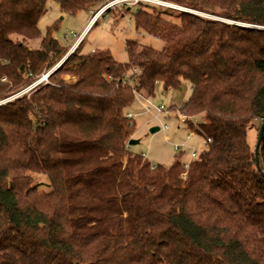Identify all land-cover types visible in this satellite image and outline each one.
I'll list each match as a JSON object with an SVG mask.
<instances>
[{"label": "trees", "instance_id": "16d2710c", "mask_svg": "<svg viewBox=\"0 0 264 264\" xmlns=\"http://www.w3.org/2000/svg\"><path fill=\"white\" fill-rule=\"evenodd\" d=\"M167 1L216 20L141 4L136 30L165 47L128 41L122 64L39 28L49 2L75 16L101 0H0V103L64 61L0 104V264H264V136L259 167L248 143L264 125V0ZM185 82L177 112L212 141L188 171L183 152L170 167L132 152L127 118L137 93Z\"/></svg>", "mask_w": 264, "mask_h": 264}, {"label": "rangeland", "instance_id": "374dc122", "mask_svg": "<svg viewBox=\"0 0 264 264\" xmlns=\"http://www.w3.org/2000/svg\"><path fill=\"white\" fill-rule=\"evenodd\" d=\"M110 1L111 0H101V3L90 11H81L75 16L63 14L60 11L58 4L49 2L48 12L41 19L39 28L43 36H45L49 28L58 25V30L54 31L53 37L63 46L69 48L72 46L69 53H73L78 45L84 41V44L81 47V52L83 54L87 55L94 51L108 50L111 52L114 59L122 64L129 63L130 61L127 53L128 41L137 42L142 47H149L158 52H161L164 49L165 43L163 41L136 30L134 17L137 11L140 10L141 5L133 7L130 10L128 8L111 9L109 10L110 12L108 11L104 17L100 18L91 29L85 32L84 30L91 20L92 15L98 13ZM156 8L162 13V16L165 19L172 22H179L177 14L179 11L164 10L159 7ZM193 12L191 13L193 14ZM195 13L198 12L195 11ZM198 14L216 20V18L211 16L202 13ZM63 62L64 61H60L52 70L45 73H54ZM130 75L131 73H129L128 78ZM49 77L48 81L44 84L49 83ZM65 81L67 83H75L76 78L66 76ZM31 91L25 92L22 95H28ZM192 91V85L187 82L183 83L182 88L179 90L165 91L161 85H158L155 97L149 99V106L152 108V110L150 108V112H148L142 103L138 102L142 99L139 97L140 94H136V102L130 112L138 114V119L136 120L137 131L133 139L138 140L139 144L130 146L132 152L142 157L143 155L146 156L153 165L170 167L174 163L175 157L179 154L176 151L175 146L182 145V162L186 163L190 160V148L198 147L203 142V139L198 136L189 137V126L187 124H180L176 117L180 114L177 111L180 110L191 97ZM13 97H15V95ZM13 97L11 98L13 99ZM162 105L167 109L174 107V114L176 116L171 113H165L160 115L161 122L156 120V108ZM192 122L194 125H197L201 122V118L195 117L192 119ZM163 125L168 126V129L163 130ZM153 127H160L161 130L155 134H151L150 129ZM259 127L260 123L255 122L254 127L248 131V143L253 151L257 145ZM181 179H187L186 175L183 174ZM35 184L43 191H50V188L47 186L48 179L46 177H35Z\"/></svg>", "mask_w": 264, "mask_h": 264}, {"label": "built area", "instance_id": "2783aa9c", "mask_svg": "<svg viewBox=\"0 0 264 264\" xmlns=\"http://www.w3.org/2000/svg\"><path fill=\"white\" fill-rule=\"evenodd\" d=\"M141 4H146V5H150L153 7H159V8H162L164 10L179 11V12H186V13L187 12H189V13L193 12V11H190V10L185 9L183 7L177 6L171 2H168L167 0H112V1L108 2L98 13L92 15L91 22H93V24H95L100 18L104 17V15L111 9H115V8L131 9V8L137 7ZM193 14L199 15L198 13H195V12H193ZM50 74L51 73H48L46 75L44 74L39 80H37L35 83H33L29 88H27L24 91L20 92L19 94L15 95V97H13V99L12 98L8 99L7 101L2 102L0 104H4L8 101L14 100L17 97H19L20 95H22L23 93L35 89L36 87H38L42 83H46L48 81V77ZM139 97H141L142 100H139L138 102L142 103V105L148 110V112H150L152 110V108L149 106V104H150L149 98H147V96H144L143 94L142 95L140 94ZM150 108H151V110H150ZM156 112H157V115L155 116V119L158 120L159 122H161L160 115H163L166 113V107L163 105L159 106L156 108ZM127 118L129 120H131L137 126L136 120L138 119V114H135L134 112H129L127 114ZM178 121L180 124H186L188 122H192V119L179 114ZM167 129H168V126L163 125V130H167ZM160 130H161V128H160ZM192 136H196V135H195V133L190 132L189 137H192ZM211 144H212V141L210 139H206V140H203V142L198 147H191L190 148V150H191L190 160L186 163L184 162V166H183L184 169L186 171H188L191 163L193 161H196L199 158L201 152L209 150ZM175 149L177 152L180 153L183 150V146L182 145H176ZM143 159L146 160L147 157L143 155ZM184 175H186V177H187V173H185Z\"/></svg>", "mask_w": 264, "mask_h": 264}, {"label": "water", "instance_id": "95a60500", "mask_svg": "<svg viewBox=\"0 0 264 264\" xmlns=\"http://www.w3.org/2000/svg\"><path fill=\"white\" fill-rule=\"evenodd\" d=\"M217 20H219V19H217ZM159 131H160L159 127H153V128L150 129V133L151 134H155V133H157ZM263 136H264V125H262V127L260 128V131L258 133L257 145L255 147V157H256V161H257L258 167H259V154H260V148H261ZM138 144H139V141L138 140H134V139H132L129 142V146H135V145H138ZM262 175H264V174L262 173Z\"/></svg>", "mask_w": 264, "mask_h": 264}, {"label": "crops", "instance_id": "0c3cea01", "mask_svg": "<svg viewBox=\"0 0 264 264\" xmlns=\"http://www.w3.org/2000/svg\"><path fill=\"white\" fill-rule=\"evenodd\" d=\"M93 25H94L93 22H91V20H90L84 31L87 32L89 29L92 28ZM77 45H78V44H77ZM77 45H76V46H77ZM89 54H91V53H89Z\"/></svg>", "mask_w": 264, "mask_h": 264}, {"label": "clouds", "instance_id": "9594fccd", "mask_svg": "<svg viewBox=\"0 0 264 264\" xmlns=\"http://www.w3.org/2000/svg\"><path fill=\"white\" fill-rule=\"evenodd\" d=\"M130 10V9H129Z\"/></svg>", "mask_w": 264, "mask_h": 264}]
</instances>
